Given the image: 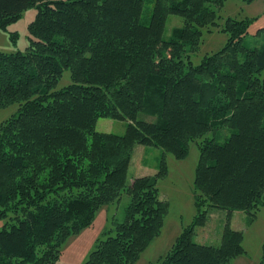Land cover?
Returning a JSON list of instances; mask_svg holds the SVG:
<instances>
[{"label":"trees","instance_id":"1","mask_svg":"<svg viewBox=\"0 0 264 264\" xmlns=\"http://www.w3.org/2000/svg\"><path fill=\"white\" fill-rule=\"evenodd\" d=\"M225 1L0 0L1 29L36 9L26 50L0 52V109L15 107L0 122V264H56L63 242L123 194V217H111L84 264H134L168 211L156 186L164 154L182 158L190 143L195 215L157 264L244 254L242 232L227 223L217 245L194 241L212 210L252 222L264 205V44L246 47L248 20L227 18L221 50L197 65L188 54L202 29L219 26ZM171 15L182 25L166 39ZM65 71L70 82L57 89ZM100 118L125 121V132L96 131ZM136 145L163 156L154 175L127 182Z\"/></svg>","mask_w":264,"mask_h":264},{"label":"rangeland","instance_id":"2","mask_svg":"<svg viewBox=\"0 0 264 264\" xmlns=\"http://www.w3.org/2000/svg\"><path fill=\"white\" fill-rule=\"evenodd\" d=\"M151 4L147 2L144 12L149 13ZM35 8L24 11L21 17L6 29L0 28V52L13 53L25 51L29 45L28 24L34 19ZM221 17L219 24L211 32L202 29L200 44L197 51L188 53L193 65L199 64L205 55H210L221 50L228 38L221 31L224 20H248V34L243 43L248 48H259L264 44V37L256 34L257 30L264 28V0H252L244 3L241 0H226L219 11ZM181 20L176 16H169L164 24L163 36L167 39L174 28L180 27ZM69 72L65 71L57 84V89L69 84ZM264 81V70L261 74ZM15 107L13 105L0 109V122L7 118ZM142 119L152 121L153 118L140 116ZM126 122L109 118H100L95 129L98 132L122 135L125 132ZM226 131V130H224ZM227 132V131H226ZM223 130L220 131V134ZM225 133V132H224ZM198 148L195 143L189 144L188 153L182 158H175L171 153L164 154L166 173L157 181V198L166 201L168 211L163 220L160 234L152 239L139 253L134 264H157L171 249L182 229L190 225L195 215L193 204V180L195 167L198 160ZM162 151L155 147L136 145L127 170L126 179L130 182L133 178L154 175L158 171L162 159ZM128 196L123 194L113 206L100 208L94 216L92 224L68 237L62 244L61 254L56 264H84L89 253L94 248L98 239L103 237V232L111 227L110 219L115 216L120 220L127 205ZM234 231L242 232V248L244 254L234 258L229 264H259L262 261L264 243V205H262L252 222L248 215L242 211H235L226 219V212L212 210L206 225L195 231L194 241L202 245H217L225 224ZM2 221H0V226Z\"/></svg>","mask_w":264,"mask_h":264}]
</instances>
